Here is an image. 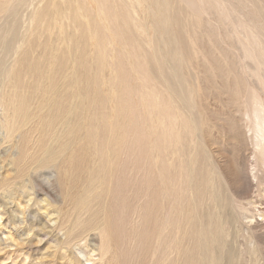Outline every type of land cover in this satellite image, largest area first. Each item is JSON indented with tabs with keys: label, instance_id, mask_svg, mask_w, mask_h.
I'll list each match as a JSON object with an SVG mask.
<instances>
[{
	"label": "rangeland",
	"instance_id": "374dc122",
	"mask_svg": "<svg viewBox=\"0 0 264 264\" xmlns=\"http://www.w3.org/2000/svg\"><path fill=\"white\" fill-rule=\"evenodd\" d=\"M0 17V264H264L240 216L264 189V0H0ZM196 170L221 209L193 202Z\"/></svg>",
	"mask_w": 264,
	"mask_h": 264
},
{
	"label": "bare ground",
	"instance_id": "6f19581e",
	"mask_svg": "<svg viewBox=\"0 0 264 264\" xmlns=\"http://www.w3.org/2000/svg\"><path fill=\"white\" fill-rule=\"evenodd\" d=\"M2 7H3V5H1V8ZM171 16H173V15H171ZM256 105H257V107H256V109H255V111H254V113L252 115V119H253V122H254V135H253L252 138H253V142H254V144H253L254 145V149L256 150V152H260V154L262 156V160H261V163L260 164L254 163L251 166L250 170H249V174H250L249 177H250V179L254 183H258L259 180L264 181V108L262 107V105L260 103H257ZM204 158H205L204 153L203 152H199L198 153V156L196 157V159H193V163L196 165L197 169H199V168L200 169L205 168V166L203 164ZM208 175L209 174H201V173H199L198 170H196L195 173H193L192 180H191L192 181V187L194 189V194H193L194 201L193 202L197 205L198 199L201 198V197H203L204 195H206L207 192H209L210 193V196H211V202L214 205V207H219L221 209L222 208V191H221V186H220V184H217V183L216 184H213V183H215L214 182V179H210L208 177ZM210 180L212 182V186L211 187H210ZM237 183L241 185L240 179L238 177L235 180V184H237ZM122 186H124V184H122ZM123 188L122 187L119 188V192ZM159 191L163 192V189H156L154 187L149 192L150 195L149 196H146V200L148 201L146 203L147 206L150 205V206H153V207H157L160 204L159 201H158V197H159V194H160ZM261 192H262L261 198H259V201L258 202L248 201L246 203V205L249 206L251 209H249V208L245 209L243 207H240V210L242 211L240 213V216H241V219L242 220H247L250 226H253L255 228H258L262 232H264V189ZM120 203L123 204L122 197L120 199ZM194 209H195V206L193 204V209H192L193 212H192V214L194 213V219H193V217L191 218V224H192V226L195 227V229L193 231H190V234L191 235L193 234V238L196 240V242H198V240L200 239V237L203 236V235L200 233L202 230H201L200 225H199V217H198V214L194 212ZM249 211H251L250 212V215H248V212ZM124 212H125V210L123 209L122 210V213H124ZM151 212L152 213L151 214L149 213V216H152V217L155 218L152 232H153L154 235H158L159 234V230H158L159 229L158 228V226H159V220L156 219V211L155 210H151ZM205 218H206L205 221H207L208 224L207 225L202 224L203 228L206 227V229L203 230V232H204V236H205L206 240L211 239L210 240V244H211L213 242L212 240H214V241L216 240V236H215L214 230L216 229V223H217L218 220H216L215 218H210L209 216H205ZM169 225L171 227H173V229H174V227L176 225V220H175L173 211L171 213V217L169 218Z\"/></svg>",
	"mask_w": 264,
	"mask_h": 264
}]
</instances>
